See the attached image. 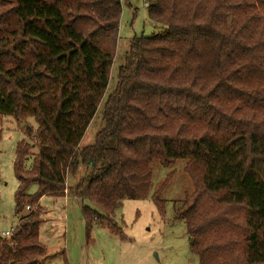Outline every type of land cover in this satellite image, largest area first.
I'll return each instance as SVG.
<instances>
[{
    "label": "trees",
    "instance_id": "1",
    "mask_svg": "<svg viewBox=\"0 0 264 264\" xmlns=\"http://www.w3.org/2000/svg\"><path fill=\"white\" fill-rule=\"evenodd\" d=\"M123 1L0 0V117L34 119L38 148L27 169L32 146L17 145L20 222L0 264H45L43 196L67 190L89 203L88 228L123 234L122 201L150 196L152 163L182 159L194 191L179 216L200 264H264V0H145L163 30L132 39L107 95ZM171 177L151 196L162 213Z\"/></svg>",
    "mask_w": 264,
    "mask_h": 264
},
{
    "label": "rangeland",
    "instance_id": "2",
    "mask_svg": "<svg viewBox=\"0 0 264 264\" xmlns=\"http://www.w3.org/2000/svg\"><path fill=\"white\" fill-rule=\"evenodd\" d=\"M148 17L145 0H124L120 31L114 63L111 69L107 95L117 83L119 67L125 63L131 41L135 36H151L161 32ZM88 127L80 147L95 141L103 127L102 109ZM36 127L34 119L24 122L13 116L0 117V235L16 228L20 215L16 214L15 194L19 181L15 173L16 150L25 140L31 147L26 168L31 169L38 153L35 139L24 132L26 127ZM186 160L163 166L152 163L153 181L150 196L146 199H124L116 210L115 223L123 234L110 231L108 225L94 222L90 228L83 216V205L89 204L74 196L48 194L41 198L40 240L47 247L45 264H200L199 256L191 249L192 238L186 220L179 216L182 201L194 191L189 175L185 171ZM171 174V180L161 194L164 213L152 199V195ZM83 176L71 172L66 176L67 188L75 185ZM36 183L28 190L35 194ZM31 209H26L25 213Z\"/></svg>",
    "mask_w": 264,
    "mask_h": 264
},
{
    "label": "built area",
    "instance_id": "3",
    "mask_svg": "<svg viewBox=\"0 0 264 264\" xmlns=\"http://www.w3.org/2000/svg\"><path fill=\"white\" fill-rule=\"evenodd\" d=\"M27 209H31V207L28 206ZM15 230H16V228H12L10 231L3 232L1 234L2 238L11 239L14 235Z\"/></svg>",
    "mask_w": 264,
    "mask_h": 264
},
{
    "label": "crops",
    "instance_id": "4",
    "mask_svg": "<svg viewBox=\"0 0 264 264\" xmlns=\"http://www.w3.org/2000/svg\"><path fill=\"white\" fill-rule=\"evenodd\" d=\"M65 195H67V193H66ZM69 196H70V195H69Z\"/></svg>",
    "mask_w": 264,
    "mask_h": 264
}]
</instances>
